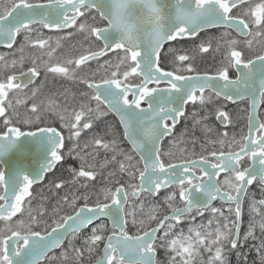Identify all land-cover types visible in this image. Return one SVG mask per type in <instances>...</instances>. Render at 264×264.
I'll list each match as a JSON object with an SVG mask.
<instances>
[{"label": "snow or ice", "instance_id": "obj_1", "mask_svg": "<svg viewBox=\"0 0 264 264\" xmlns=\"http://www.w3.org/2000/svg\"><path fill=\"white\" fill-rule=\"evenodd\" d=\"M0 49V264H264V0H0Z\"/></svg>", "mask_w": 264, "mask_h": 264}, {"label": "flooded vegetation", "instance_id": "obj_2", "mask_svg": "<svg viewBox=\"0 0 264 264\" xmlns=\"http://www.w3.org/2000/svg\"><path fill=\"white\" fill-rule=\"evenodd\" d=\"M46 31V30H45ZM191 45H178V47H190ZM220 57L217 56L216 60L217 62L219 61ZM199 66H201L203 63L206 64V68H210L213 64V61L211 58L207 60V62H197ZM234 71V70H233ZM219 105L225 107V109L230 113L231 118H232V124L228 127H232V131L236 134V137H240L241 134H246L247 133V109H248V102L247 100H240L238 102H228L224 100L218 101ZM193 110V109H192ZM260 113L262 116H264V106H261L260 108ZM211 119V127L215 129H220V125L217 123L215 120V117L210 116ZM209 124V123H208ZM210 125V124H209ZM227 128V129H228ZM223 130H225L224 127H222ZM221 129V130H222ZM231 138V135H230ZM197 148L200 149L199 145H197ZM244 166L247 167V161L243 162ZM223 177V174H222ZM46 183V182H45ZM37 190L38 186H34ZM261 191L259 185H253L248 193V198L251 196L252 198L255 197V199H260L261 198ZM246 203L247 201L243 204L242 206V217L245 216L246 212ZM215 206H220L221 202L220 201H215L214 202Z\"/></svg>", "mask_w": 264, "mask_h": 264}, {"label": "rangeland", "instance_id": "obj_3", "mask_svg": "<svg viewBox=\"0 0 264 264\" xmlns=\"http://www.w3.org/2000/svg\"><path fill=\"white\" fill-rule=\"evenodd\" d=\"M6 51L2 50L0 51V54L4 53ZM190 111H192V108L190 109ZM214 117V115H213ZM109 121H113V119H111V117L109 116L107 118ZM208 123L210 124L209 126L211 127V119L209 118L208 120ZM100 127L102 128L103 125H100ZM216 131H220V132H223V131H227L229 133V138H230V135L233 136V135H236L233 131H232V127L228 128V129H225V130H216ZM213 136L215 137V133L213 134ZM237 139H239V137H237ZM165 149L167 150L168 148V145L167 143H165L164 145ZM165 159H167V157H165ZM70 167V166H68ZM252 199L251 196H249L248 200L250 201ZM219 207V206H217ZM252 219V216L249 212V204L248 202L246 203V212H245V216L242 218V233L244 231H246L249 227V223ZM257 220L260 219V217H256ZM257 236H259V231L257 230ZM258 240L257 241H249L248 242V245L245 247V251L248 252V261H247V264H253L254 261H257V264H258V257L256 256V251H255V244H258ZM229 264H237V257L234 255V254H229ZM241 264H243V262L241 261Z\"/></svg>", "mask_w": 264, "mask_h": 264}, {"label": "trees", "instance_id": "obj_4", "mask_svg": "<svg viewBox=\"0 0 264 264\" xmlns=\"http://www.w3.org/2000/svg\"><path fill=\"white\" fill-rule=\"evenodd\" d=\"M199 67H201L202 69H203V68H206V64L203 63V64H202L201 66H199ZM190 109H191V107H189V111H190ZM110 117H111V119L114 120V118H113L112 116H110ZM184 128H185V124H184V123L179 124V125L177 126V132H182V131H184ZM198 134H199V133H198ZM213 139H215L214 136H213ZM124 146L127 147V144L125 143ZM196 152H197V153L200 152V149L197 148V147H196ZM74 164H75L74 161L69 160V161L67 162V164L65 165V167L73 166ZM60 171H63V169H60ZM57 175H59V173H57ZM49 179H51V176H49ZM37 191H40V186L37 187ZM45 191H46V190H45ZM129 228H130V230H131L132 232L135 231V229L132 228L131 225H129ZM160 258L163 259V254H162V253H161V255H160Z\"/></svg>", "mask_w": 264, "mask_h": 264}, {"label": "water", "instance_id": "obj_5", "mask_svg": "<svg viewBox=\"0 0 264 264\" xmlns=\"http://www.w3.org/2000/svg\"><path fill=\"white\" fill-rule=\"evenodd\" d=\"M238 101H240V100H237L236 102H238ZM218 123V122H217ZM219 124V123H218ZM220 125V124H219ZM3 162V159H0V163H2ZM37 167H38V165H37ZM215 202V201H214ZM213 202V203H214ZM241 225H242V223H241Z\"/></svg>", "mask_w": 264, "mask_h": 264}]
</instances>
